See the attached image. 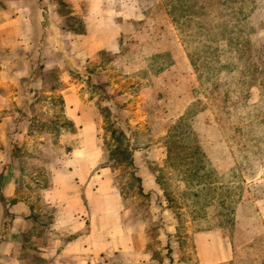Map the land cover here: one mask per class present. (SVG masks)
I'll return each mask as SVG.
<instances>
[{
  "label": "rangeland",
  "instance_id": "374dc122",
  "mask_svg": "<svg viewBox=\"0 0 264 264\" xmlns=\"http://www.w3.org/2000/svg\"><path fill=\"white\" fill-rule=\"evenodd\" d=\"M15 1L0 178L30 210L18 263L264 264V0Z\"/></svg>",
  "mask_w": 264,
  "mask_h": 264
},
{
  "label": "crops",
  "instance_id": "0c3cea01",
  "mask_svg": "<svg viewBox=\"0 0 264 264\" xmlns=\"http://www.w3.org/2000/svg\"><path fill=\"white\" fill-rule=\"evenodd\" d=\"M34 1V0H32ZM65 3L73 6L75 12L82 10V6L87 5L89 11L96 12L104 9L106 0H63ZM19 5V0L12 2V7ZM88 10V8H87ZM15 21L0 22V41L8 39V34L14 33ZM11 31H10V30ZM93 30V29H92ZM95 44H100L94 42ZM5 180V181H4ZM0 178V264H19L28 253H32L28 243L24 239L23 233L29 231L31 226V216L29 207L25 202L17 200L18 185L17 182L8 181Z\"/></svg>",
  "mask_w": 264,
  "mask_h": 264
}]
</instances>
